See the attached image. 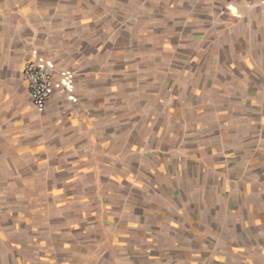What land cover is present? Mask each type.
<instances>
[{"label":"crops","instance_id":"0c3cea01","mask_svg":"<svg viewBox=\"0 0 264 264\" xmlns=\"http://www.w3.org/2000/svg\"><path fill=\"white\" fill-rule=\"evenodd\" d=\"M38 58L72 74L41 111ZM134 242L264 264V5L0 0V264H127Z\"/></svg>","mask_w":264,"mask_h":264},{"label":"built area","instance_id":"2783aa9c","mask_svg":"<svg viewBox=\"0 0 264 264\" xmlns=\"http://www.w3.org/2000/svg\"><path fill=\"white\" fill-rule=\"evenodd\" d=\"M232 2H244L247 0H231ZM259 5H264V0H253ZM54 69L46 61L37 59L35 63L26 68V80L31 94L32 102L38 110H44L52 95L55 87H58L61 95L68 94L72 84V74L65 73L60 80L56 82L54 78Z\"/></svg>","mask_w":264,"mask_h":264},{"label":"rangeland","instance_id":"374dc122","mask_svg":"<svg viewBox=\"0 0 264 264\" xmlns=\"http://www.w3.org/2000/svg\"><path fill=\"white\" fill-rule=\"evenodd\" d=\"M6 201H8V202H6L5 210H4V211H6L5 213L7 215V217L5 219V221H6L5 222V226L7 225L8 217H10L12 215L11 213L14 211L13 209H11L12 208V205H13V201H10V200H6ZM16 211L24 213V214H22L23 217H29V215H31L30 213H33V212H30V211H26L24 208H20V209H18ZM110 213L113 214L112 211ZM103 215H102V221L104 223L103 228H104L105 233L106 232L107 233L113 232V229H116V227H117L116 222H114V220H115L114 218H116L115 217V214H114V216H111V217L106 216V215L103 216ZM35 218L36 219H39L36 216H35ZM107 233H106V235H108ZM102 238H103V236H102ZM105 242L110 247V248H108L109 250L110 249H112V250L113 249H116L118 252L120 250H124L123 248H124L125 245H122V247H123L122 248L120 245H116L117 244L116 241L113 242V241L106 240ZM170 244L172 245L173 242H170ZM136 245L137 246H140V245H142V243L140 242V243L136 244L134 242V244L132 243V245H130V244H127L126 245L128 247V249L132 246L130 248V250L132 249L133 251L132 252H129V256H127V257L128 258L133 257V258H131L132 261H130L129 259L128 260L123 259L122 260L123 262H127V264H142V263L143 264H193V263H196V262L197 263L200 262L198 260L196 261L194 257L185 256V257H179V258H177L176 259L177 261L172 263V262H169L168 252H167L168 249H166V250H162V249H160V250L159 249L151 250L150 248L141 249L139 247L138 248H135ZM141 257H145V259H142ZM106 259H108V258L107 257H104L103 258V256H99V257H96V262H106L105 261ZM179 259L181 261H184V262H181V263L178 262ZM102 260H104V261H102ZM107 262H108V260H107ZM115 264H118V261L115 260Z\"/></svg>","mask_w":264,"mask_h":264}]
</instances>
